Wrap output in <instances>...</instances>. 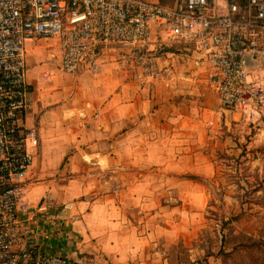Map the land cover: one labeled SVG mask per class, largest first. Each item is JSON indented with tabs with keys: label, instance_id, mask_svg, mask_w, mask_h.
Masks as SVG:
<instances>
[{
	"label": "crops",
	"instance_id": "0c3cea01",
	"mask_svg": "<svg viewBox=\"0 0 264 264\" xmlns=\"http://www.w3.org/2000/svg\"><path fill=\"white\" fill-rule=\"evenodd\" d=\"M59 54L53 39L26 41L23 126L39 146L25 189L35 205L50 196L61 218L36 239L87 264H184L179 244L192 259L196 198L216 173L209 139L239 115L200 68L177 63L171 80L140 90L112 54L96 75L63 72Z\"/></svg>",
	"mask_w": 264,
	"mask_h": 264
},
{
	"label": "built area",
	"instance_id": "2783aa9c",
	"mask_svg": "<svg viewBox=\"0 0 264 264\" xmlns=\"http://www.w3.org/2000/svg\"><path fill=\"white\" fill-rule=\"evenodd\" d=\"M35 37L55 40L67 74L96 75L112 54L118 73L151 90L177 63L191 65L222 108L251 123L264 116V0H0V264H87L35 237L61 227L52 198L35 205L25 189L39 146L23 126L26 41Z\"/></svg>",
	"mask_w": 264,
	"mask_h": 264
},
{
	"label": "rangeland",
	"instance_id": "374dc122",
	"mask_svg": "<svg viewBox=\"0 0 264 264\" xmlns=\"http://www.w3.org/2000/svg\"><path fill=\"white\" fill-rule=\"evenodd\" d=\"M237 117L209 139L216 173L196 198L194 257L179 244L184 264H264V116L256 123Z\"/></svg>",
	"mask_w": 264,
	"mask_h": 264
}]
</instances>
